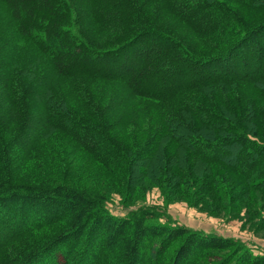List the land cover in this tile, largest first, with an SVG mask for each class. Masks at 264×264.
<instances>
[{"label":"trees","instance_id":"1","mask_svg":"<svg viewBox=\"0 0 264 264\" xmlns=\"http://www.w3.org/2000/svg\"><path fill=\"white\" fill-rule=\"evenodd\" d=\"M151 2L208 46L164 28L147 12ZM0 4V264H264V250L161 222L165 212L153 206L116 215L103 193L16 178L49 130L72 138L109 170L122 163L135 171L134 157L94 131L103 118L81 85L101 82L123 100L162 109L161 127L138 156L145 176L156 165L164 175L157 181L183 186L187 198L196 192L188 182L196 180L227 201L230 184L242 186L241 196L264 191V0ZM59 86L73 88L96 114L70 108L54 92ZM93 114L98 122H90ZM227 250L210 263L214 251Z\"/></svg>","mask_w":264,"mask_h":264},{"label":"rangeland","instance_id":"2","mask_svg":"<svg viewBox=\"0 0 264 264\" xmlns=\"http://www.w3.org/2000/svg\"><path fill=\"white\" fill-rule=\"evenodd\" d=\"M236 1L230 0L233 3ZM146 10L164 28L193 36L194 42L203 45L201 48L208 46L206 39L194 35L164 5L151 2L146 6ZM4 18L5 10L0 4V25L4 23ZM81 87L97 105L95 107L97 111L93 110L103 118L99 127L100 131L95 128L94 131L98 132L97 135L102 138L110 139L111 142L124 148L127 157H134L135 171H132L133 165L127 169L122 163L109 170L72 138L58 131L49 130L28 151V160L23 163L16 178L21 181L25 179L24 177L31 176L36 179H47L52 183H65L103 193L106 196L107 207L116 215H123L129 209L141 205L153 206L165 212L166 216L160 218L161 222L171 221L172 224L189 229L232 237L250 246L254 252L264 250V191L262 189H250L241 196L242 186L230 184L232 195L227 201L226 197L221 200L214 193L203 190L205 188L200 180H196L192 183L188 182L191 191L196 192L187 198L182 193L183 186H172L170 180L157 181L164 175L163 170L154 171L156 165L152 169L149 168L154 173L148 170L149 173L147 172L145 176L144 168L140 169L137 166L140 164L138 156L148 139L161 127L162 109L150 103L123 100L117 88L110 84L94 82L85 83ZM240 90L250 91L244 87H240ZM54 92L57 96L68 100L73 106L69 105V107L74 108L79 114L95 112L76 100L77 95L71 87L59 86ZM94 114L89 119L93 123L98 122ZM169 146L173 148L172 144ZM183 165L185 168L187 165L193 169L197 168L196 164H188L187 161ZM170 166L171 170L179 169L176 165ZM217 170L221 173L225 172V168ZM228 252L229 250L214 251L212 259H209L210 263L219 261Z\"/></svg>","mask_w":264,"mask_h":264}]
</instances>
